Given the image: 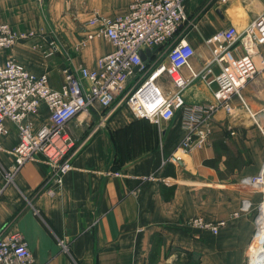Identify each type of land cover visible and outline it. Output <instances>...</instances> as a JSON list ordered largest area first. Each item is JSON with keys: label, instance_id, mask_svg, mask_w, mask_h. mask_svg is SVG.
I'll use <instances>...</instances> for the list:
<instances>
[{"label": "crops", "instance_id": "1", "mask_svg": "<svg viewBox=\"0 0 264 264\" xmlns=\"http://www.w3.org/2000/svg\"><path fill=\"white\" fill-rule=\"evenodd\" d=\"M132 1L68 0L63 9L71 8V19L67 15L65 25L47 28L36 0H0V22L17 35L0 59H13L35 75L46 74L49 87L59 89L65 66L93 68L112 51L103 38L75 50L85 31L92 30L86 25L90 17L120 16ZM184 10L192 24L183 27L181 37L194 50L191 68L200 71L210 59L205 40L228 26L243 31L264 15V0H186ZM49 41L58 51L46 57ZM151 51L149 67L166 62L164 47ZM161 85L165 89L169 80L163 77ZM213 91V85L194 82L184 91V110L169 122L138 119L128 105L108 116L106 110L79 114L67 124L77 152L52 194L42 187L49 169L40 158L27 161L5 182L17 143L15 126L5 122L0 236L21 234L31 255L28 264H246L260 193L239 182L264 165L258 128L243 115L231 118L217 108L198 124L206 135L204 145L184 154L185 159H171L187 133L185 110L213 102ZM241 95L251 111L264 110V71L245 84ZM233 105H238L236 98ZM47 117L41 104L30 121L37 127ZM162 192L172 196L165 200ZM244 202L249 203L247 212L240 210ZM192 218L223 221L224 226L212 234L188 225Z\"/></svg>", "mask_w": 264, "mask_h": 264}, {"label": "built area", "instance_id": "2", "mask_svg": "<svg viewBox=\"0 0 264 264\" xmlns=\"http://www.w3.org/2000/svg\"><path fill=\"white\" fill-rule=\"evenodd\" d=\"M185 1L133 0L120 16L93 14L86 24L92 30L85 31L75 50L82 49L87 41L103 38L112 51L99 57L93 68L65 66L59 89L49 87L46 74L35 75L13 59H0V138L5 133V122L15 126L17 137L11 151L14 163L4 174L6 183L27 161L40 158L49 169L42 187L52 194L53 186L71 168L77 152L67 131L71 120L89 110H106L108 116L114 108L128 105L138 119L169 122L184 110V91L196 81L214 86L213 102L197 103L185 110L187 133L172 160L178 161L177 154H188L204 145L206 135L198 131V124L217 108L231 118L245 116L264 139V110L251 111L241 95L245 84L264 71V15H258L241 32L228 26L207 38L210 59L195 71L189 63L194 50L181 37L183 27L192 24L184 10ZM16 40L12 28L0 22V52L13 47ZM155 47L165 48L166 62L149 67ZM57 51V44L49 41L46 57ZM184 69L187 74L182 73ZM163 77L169 80L171 91L161 85ZM235 98L237 107L233 105ZM41 104L46 106L48 117L34 127L30 116L38 114ZM239 183L260 193L246 264H264V165L256 175L244 177ZM248 209L249 203L244 202L240 210ZM188 225L217 234L224 222L192 218ZM30 259L21 234L8 232L0 236V264H28Z\"/></svg>", "mask_w": 264, "mask_h": 264}, {"label": "rangeland", "instance_id": "3", "mask_svg": "<svg viewBox=\"0 0 264 264\" xmlns=\"http://www.w3.org/2000/svg\"><path fill=\"white\" fill-rule=\"evenodd\" d=\"M51 1L52 0H36V8L40 19L44 22L45 27L47 28L65 25V21H67V15L71 19V15L69 14V10H71V8H68V10H65V8L63 9V6H67L68 0ZM47 28L45 29V32H48ZM31 36L32 34L27 35V37ZM165 89L166 91H171V84L169 83V85H167ZM177 155H179L182 159H185L186 157L184 154L180 153Z\"/></svg>", "mask_w": 264, "mask_h": 264}, {"label": "trees", "instance_id": "4", "mask_svg": "<svg viewBox=\"0 0 264 264\" xmlns=\"http://www.w3.org/2000/svg\"><path fill=\"white\" fill-rule=\"evenodd\" d=\"M162 194H163V197H164L165 200H168L172 196V193H170V194H164L162 192Z\"/></svg>", "mask_w": 264, "mask_h": 264}, {"label": "water", "instance_id": "5", "mask_svg": "<svg viewBox=\"0 0 264 264\" xmlns=\"http://www.w3.org/2000/svg\"><path fill=\"white\" fill-rule=\"evenodd\" d=\"M141 58L142 60H145V56L143 54H141Z\"/></svg>", "mask_w": 264, "mask_h": 264}]
</instances>
